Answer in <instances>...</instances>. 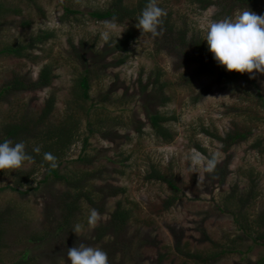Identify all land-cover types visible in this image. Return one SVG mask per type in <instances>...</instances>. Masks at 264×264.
I'll use <instances>...</instances> for the list:
<instances>
[{"label": "rangeland", "instance_id": "374dc122", "mask_svg": "<svg viewBox=\"0 0 264 264\" xmlns=\"http://www.w3.org/2000/svg\"><path fill=\"white\" fill-rule=\"evenodd\" d=\"M135 1L123 0L129 5ZM109 2L0 0V49L18 44L27 47L25 56L0 53V87L14 72L36 79L44 64H49L54 74L48 87L0 96V131L4 124L15 119L13 116L36 115L45 99L52 95L54 108L49 116L50 123L59 122L68 109L81 119L80 136L66 151V160L58 166L59 172L80 173L84 175L81 182H88L89 187L92 185V203L81 201L72 225L54 230L60 218V198L68 190L64 182L50 178L39 183L44 174V169H40L31 177L33 183L30 185L38 187L28 189L30 186L25 185L19 187L24 192H19L6 186H14L18 175H24L33 167L32 161H25L15 170H0V228L3 231L0 264H70L68 249L80 244L104 250L109 264H122L124 260L131 264H182L183 257L174 248L176 240L185 242L189 250L207 251L211 246L205 238L217 241L224 235L239 233L231 216L225 211L219 212L215 206L232 186L246 187L249 175L259 194L250 212L264 210V120L258 122L248 139L225 153L219 149L218 141L201 132V128L215 130L220 135L227 131L232 126L231 121L238 119L233 116L231 107L244 103L237 99L236 92L246 95L247 87L254 86L262 97L263 107L259 110L264 117V74L255 70L254 75L237 72L242 79L237 81L234 94L229 88L221 89L213 84L208 93L193 102L192 95L202 84L212 82L215 75L208 73L197 77L190 85H180L177 75L190 71L195 64L175 71V57L155 51L150 38L137 27H133L134 38L125 53L111 52L106 41L122 35L130 24L96 21L88 16V12L104 9ZM187 2L166 0L165 3L179 14H187L192 28L206 33L213 22L214 8L190 12L192 7H188ZM64 7L77 10V13L63 17ZM242 10L249 9L237 8L232 17ZM254 12L264 14V2ZM43 32L51 34L35 42L34 38ZM89 45L93 47L88 50ZM104 50L105 53H100ZM77 53L83 55L86 63L96 61L91 66L95 73L100 72L91 82L90 100L83 106L93 103L90 112L94 113V120L98 116L104 123L90 134L84 110L74 107L72 83L82 70ZM118 54L126 57L121 63H117ZM153 67L160 68L164 72L163 79L169 81L165 91L170 101L166 106L159 105V100L153 98L150 86L141 89ZM153 109L173 116L165 124L170 140L153 133L147 117ZM86 136L88 142L84 145L82 140ZM257 137L261 140L260 149L252 147ZM195 144L204 151L196 149ZM79 154H87L89 158L77 160ZM196 157L200 160L199 166L193 162ZM213 159L215 167L208 171L207 163ZM148 163L171 171L180 185L179 198L160 214L150 213L148 204L159 202L172 191L164 184L143 180ZM116 188L123 190L115 191ZM118 202L129 209L128 219L120 228L108 229L98 239V227L106 224ZM92 209L99 214L95 226L88 223ZM77 224L82 227L79 235L72 231ZM44 234L45 239H40ZM241 242L242 250L251 246L249 252L228 254L208 264H257L260 257L264 258V246L250 237H244ZM24 250L27 254L22 260ZM186 264L207 263L186 261Z\"/></svg>", "mask_w": 264, "mask_h": 264}, {"label": "trees", "instance_id": "16d2710c", "mask_svg": "<svg viewBox=\"0 0 264 264\" xmlns=\"http://www.w3.org/2000/svg\"><path fill=\"white\" fill-rule=\"evenodd\" d=\"M156 2L158 6L166 12V15L161 18L162 23L159 25L157 34L142 33L150 38L155 47V51H163L175 57V71L178 69L185 70L188 65L195 64V67L191 68L190 71H183L177 75L179 84L190 85L201 75H206L208 73L215 75L212 82L209 84H202L197 93L192 95V101H199L206 92H209L213 84L221 89L229 88V92L234 94L233 90L237 85V81L242 79V77H240L236 71H228L225 66L219 65L216 62L213 58V54L208 49L207 42L203 40L206 33H201V31L192 28V23L187 20L188 15L185 13L179 14L176 10H172V8L168 7L165 3L166 0H156ZM263 2L264 0H188L187 3L189 5L188 7H192L190 12L196 13L213 7L214 12L212 14V19L213 21H217L226 17H232L237 8L241 9L244 7L254 11L258 5L260 3L263 4ZM147 3L148 0H136L135 3L129 5L124 3L123 0H110L106 8L94 9L88 12V16L96 21H105L118 25H123L125 23L130 24L122 35L106 41L105 45L111 48V52L125 53L128 50L129 43L134 38L133 27H136L137 17L141 14L142 9ZM75 13H77V10L64 7L63 17H65V14ZM50 34L51 33L43 32V34L37 35L34 41L40 42ZM92 47L93 45H89L87 49H92ZM26 50L27 47L21 44L6 45L0 49V53L13 56H25ZM105 52V50L104 52L100 51V53ZM76 55L82 62V70L72 83L73 99L74 102H76L74 107L79 108L81 111L84 110L87 116L85 123L90 134L97 130L98 125L104 123V119L98 116L97 119L94 120V113L90 112V107L94 105L93 103H90L87 107L83 106L84 102L90 100L89 89L91 82L96 78V74L100 72L98 73V71H96L97 73H95L94 67L91 66L95 64L96 61L91 60L93 63H86L81 53H77ZM94 58L97 60L96 54ZM125 59L126 57L124 55L119 56L118 54L117 63H121ZM163 76L164 72L160 68L153 67L147 75L146 83L141 84V89L144 90L147 89V85L150 86V93L154 95L153 98L159 100V105L166 106L170 101L165 91L169 81L168 79H163ZM53 78L54 74L49 64L41 66L34 80L19 72H14L11 78L0 87V96L7 93L48 87ZM246 91H248L246 95H241L236 92L237 99H239L240 102L242 100L244 103H242L240 107L236 103L231 107L233 116L236 115L238 119L231 121L232 126L227 129V131L220 135L215 132V130L211 132L208 129L201 128L202 133L219 142V149L224 153L228 152L233 145L248 139L258 122L264 120L259 110V107H263L262 97L254 86H252V88L247 87ZM102 100L100 99V101ZM53 106L54 97L49 95L45 99L43 107L36 115L13 116L15 119L2 126L0 131V142L5 140H9L13 144L24 142L26 145V152L32 157V159L27 161H32L33 167L24 175L20 173L14 180V186H6L7 188L24 192V190L21 191L19 187L25 185L30 186L31 183H33L31 177L40 169H44V174L39 183L46 182L52 178L54 180L63 181L68 187V190L63 193L60 198V204L58 206L60 218L57 227L53 228L54 230H61L72 225L74 212L79 208V203L81 201L92 203L90 189L92 185L89 187V184H87L88 182L82 183L81 180H83L84 175L80 173L75 175L59 172L58 166L66 160V151L80 136L81 119L77 116L75 111L72 112L68 109L66 111L67 114L59 120V122L50 123L49 116L54 108ZM147 117L154 134L162 137L163 140L171 139V135L165 124L168 123L173 116L159 109H153L147 113ZM82 142L85 145L88 142V137H84ZM84 145L83 148L85 147ZM260 145L261 140L257 137L255 142L252 143V147L260 149ZM194 146L196 149L204 151L200 145L195 144ZM36 147L40 148L39 153L34 151ZM45 153H52L57 158L56 167H51V162L44 159ZM88 158L87 154L83 156L79 154L76 159L86 161ZM167 170L168 169L161 168L154 163H148V166L144 169V181L164 184L172 191L171 195L161 198L159 202H151L148 204L150 213L160 214L166 211L179 198L177 193L180 192V185L172 176L171 171ZM249 176V182L246 187L239 189L236 185L232 186L227 194L222 196L221 203L215 206L219 212L225 211L231 216L235 230L239 233L224 235V238L217 241L211 240L208 237L205 238L211 246V250L207 251L198 249L189 250L185 242L179 243L180 240H176L174 248L177 254L183 257L182 264H186V261L208 264L213 261H218L228 254L237 253L244 255L243 251L249 252L251 248V246H247L246 249L242 250L241 241L244 240V237H250L253 242L264 246V210L250 212L259 194L253 177L251 178ZM85 185L86 188L84 187ZM37 187L38 185L36 184L34 187L30 186L28 189H36ZM118 190L121 191L123 188H116L115 191ZM128 217L129 209L121 206L118 202L115 208L110 212L106 224L98 227L97 238L99 239L108 229L120 228ZM2 232L0 228V240ZM45 237L46 234L40 239H45ZM29 240L32 239L30 238ZM1 244L3 243H0V247ZM26 254L27 251L24 250L22 253V260H24ZM242 259L244 260L245 257ZM256 263L264 264V258L260 257ZM122 264L131 263L129 260H124Z\"/></svg>", "mask_w": 264, "mask_h": 264}, {"label": "clouds", "instance_id": "9594fccd", "mask_svg": "<svg viewBox=\"0 0 264 264\" xmlns=\"http://www.w3.org/2000/svg\"><path fill=\"white\" fill-rule=\"evenodd\" d=\"M164 15L166 12L158 6L156 0H148L137 17L136 27L141 32L155 35ZM107 38L106 35L105 39ZM203 40L207 42L216 62L225 66L226 70L253 75L255 70L264 74V14L242 10L234 17L213 21L208 25ZM34 151L39 153L40 148L36 147ZM30 159L32 157L26 152L24 142H0V170L18 169ZM44 159L51 162V167L57 166V158L52 153H45ZM193 162L197 166L200 164L198 157ZM214 167L213 159L207 163V170L211 171ZM98 219L99 214L92 209L88 217L89 225L95 226ZM72 231L79 235L82 231L81 225L77 224ZM67 256L70 264H109L104 250L84 244L69 248Z\"/></svg>", "mask_w": 264, "mask_h": 264}]
</instances>
